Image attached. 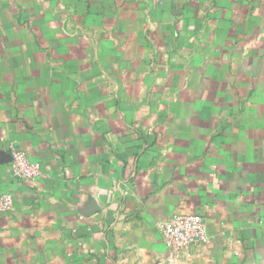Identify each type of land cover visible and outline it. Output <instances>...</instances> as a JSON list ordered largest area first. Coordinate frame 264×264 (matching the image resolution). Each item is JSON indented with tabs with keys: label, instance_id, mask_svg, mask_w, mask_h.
<instances>
[{
	"label": "crops",
	"instance_id": "0c3cea01",
	"mask_svg": "<svg viewBox=\"0 0 264 264\" xmlns=\"http://www.w3.org/2000/svg\"><path fill=\"white\" fill-rule=\"evenodd\" d=\"M7 193L0 264H264V0H0Z\"/></svg>",
	"mask_w": 264,
	"mask_h": 264
},
{
	"label": "built area",
	"instance_id": "2783aa9c",
	"mask_svg": "<svg viewBox=\"0 0 264 264\" xmlns=\"http://www.w3.org/2000/svg\"><path fill=\"white\" fill-rule=\"evenodd\" d=\"M161 1V0H157ZM11 174L17 181L35 182L42 175L43 166L32 161L26 152L17 146L11 147ZM14 210L12 194L0 195V214ZM163 236L172 257L176 258L187 248L206 243L209 240L207 224L204 218L197 214H179L164 225Z\"/></svg>",
	"mask_w": 264,
	"mask_h": 264
}]
</instances>
